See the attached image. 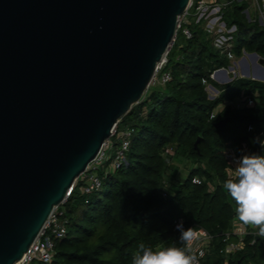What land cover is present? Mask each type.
I'll use <instances>...</instances> for the list:
<instances>
[{
  "label": "water",
  "instance_id": "obj_1",
  "mask_svg": "<svg viewBox=\"0 0 264 264\" xmlns=\"http://www.w3.org/2000/svg\"><path fill=\"white\" fill-rule=\"evenodd\" d=\"M190 1L0 0V264L23 258L145 96Z\"/></svg>",
  "mask_w": 264,
  "mask_h": 264
},
{
  "label": "trees",
  "instance_id": "obj_2",
  "mask_svg": "<svg viewBox=\"0 0 264 264\" xmlns=\"http://www.w3.org/2000/svg\"><path fill=\"white\" fill-rule=\"evenodd\" d=\"M247 7L234 1L225 11L227 23L237 25L234 52L264 58V26L248 19ZM191 28L192 38L179 30L169 49L164 70L172 79L150 89L119 122L133 129L127 161L116 169L101 168L98 190L85 193L81 184L75 186L64 203L67 232L57 240L53 260L41 264H132L141 244H180L179 218L186 228L196 224L218 235L203 264L264 263L261 239L253 242L255 237L247 236L244 248L227 257L221 235L238 218L236 202L223 187L234 157L254 150L253 136L264 131V82L239 76L216 82L211 74L229 67L231 59L200 25ZM208 84L219 90L215 98ZM226 117L230 124L218 129L215 123ZM169 146L174 148L171 158L191 161L184 180L167 175ZM196 176L201 184L194 183Z\"/></svg>",
  "mask_w": 264,
  "mask_h": 264
},
{
  "label": "built area",
  "instance_id": "obj_3",
  "mask_svg": "<svg viewBox=\"0 0 264 264\" xmlns=\"http://www.w3.org/2000/svg\"><path fill=\"white\" fill-rule=\"evenodd\" d=\"M234 1L246 2L248 7L245 13L248 19L250 21L258 20L264 26V0H191L188 8L179 18L178 31L182 30L188 38H192L193 31L191 24H198L212 39L213 45L221 54L229 56L231 60L236 59L238 56L234 52V40L237 25H229L225 19V11ZM244 54H247V52L244 51ZM167 60H164L160 64L151 85L164 87L172 79V73L164 70ZM226 73L227 67L218 68L211 74V78L214 80L217 78V80L224 82ZM236 104L237 106L240 105L239 102ZM250 104H256V100L251 99ZM251 129L255 130L254 127H251ZM132 132L133 129L131 128L119 127V123L114 127L111 137L104 142L96 158L75 181L74 187L69 191L67 199L77 184H81L82 191L85 193L93 192L102 187L103 180L99 174V170L108 162L112 163V169H116L127 161ZM166 153L174 154L169 148L166 150ZM193 181L194 183L201 184L203 179L196 176ZM65 202L55 207L36 241L17 264H35L36 260L41 263H50L53 260L56 242L65 236L67 232V221L63 218ZM180 219H183L185 222L184 218H179L177 222ZM189 228L196 233L194 240L191 242L190 254L197 257V264H203V260L211 250L218 235L196 224ZM259 232L260 226L246 225L239 218L235 219L232 228L227 232L221 233L223 235V242L225 243L223 252L229 257L237 251L242 250L249 235L255 237L253 242L256 239H261L264 246V235H260Z\"/></svg>",
  "mask_w": 264,
  "mask_h": 264
},
{
  "label": "clouds",
  "instance_id": "obj_4",
  "mask_svg": "<svg viewBox=\"0 0 264 264\" xmlns=\"http://www.w3.org/2000/svg\"><path fill=\"white\" fill-rule=\"evenodd\" d=\"M252 142L260 150L245 151L234 157V169L223 187L236 202L239 220L246 225L260 226L259 234L264 235V131L254 135ZM176 229L180 244L159 248L141 244L132 257V264H197V257L190 254L196 233L185 227L183 219L176 223Z\"/></svg>",
  "mask_w": 264,
  "mask_h": 264
},
{
  "label": "rangeland",
  "instance_id": "obj_5",
  "mask_svg": "<svg viewBox=\"0 0 264 264\" xmlns=\"http://www.w3.org/2000/svg\"><path fill=\"white\" fill-rule=\"evenodd\" d=\"M246 52H247V54L243 53L242 56L231 60L230 66L227 67L226 77L227 76L228 77L227 78L225 77L224 82L217 80V78H215V81L219 82V83L230 82L234 77L239 76V77L255 78L256 80L264 82V64L261 63V59L263 57L260 56L257 59H255L254 57L251 56L250 52H248V51H246ZM232 67H233V69H232ZM247 71L250 72L249 76L246 73ZM153 88H157V85L152 84L149 87L148 91L150 89H153ZM208 91L211 95V98H215L219 94V90L215 86H213L212 84H208ZM238 99L239 98H237L236 100H238ZM222 105H220L219 108ZM256 145H258V144H256ZM168 148L171 149L172 152H174L173 147L169 146L166 148V150ZM171 155H173V153L172 154L166 153V156H167L166 160L168 163V169H167L168 177L170 178V180L172 179L174 181L184 180L189 173V169L191 167V161L187 160L186 158H183L182 156L181 157L175 156V157L171 158ZM103 169H105V170L112 169V163L108 162V163L104 164ZM35 264H41V262L36 260Z\"/></svg>",
  "mask_w": 264,
  "mask_h": 264
},
{
  "label": "bare ground",
  "instance_id": "obj_6",
  "mask_svg": "<svg viewBox=\"0 0 264 264\" xmlns=\"http://www.w3.org/2000/svg\"><path fill=\"white\" fill-rule=\"evenodd\" d=\"M262 75V74H261Z\"/></svg>",
  "mask_w": 264,
  "mask_h": 264
},
{
  "label": "crops",
  "instance_id": "obj_7",
  "mask_svg": "<svg viewBox=\"0 0 264 264\" xmlns=\"http://www.w3.org/2000/svg\"><path fill=\"white\" fill-rule=\"evenodd\" d=\"M243 59V58H242Z\"/></svg>",
  "mask_w": 264,
  "mask_h": 264
}]
</instances>
